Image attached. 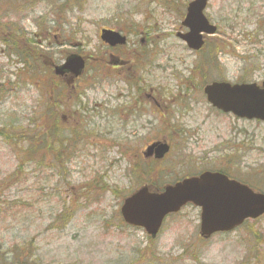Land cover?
I'll return each mask as SVG.
<instances>
[{"label":"rangeland","instance_id":"374dc122","mask_svg":"<svg viewBox=\"0 0 264 264\" xmlns=\"http://www.w3.org/2000/svg\"><path fill=\"white\" fill-rule=\"evenodd\" d=\"M190 1L0 0V123L12 112L27 123L34 110L60 103L68 127L88 132L66 178L31 163L20 176L0 138V264H264V216L204 238L201 211L189 204L152 239L121 214L145 183L156 191L204 170L223 169L264 192V123L224 114L203 93L213 80H264V0H210L205 12L218 30L197 52L176 35L186 31ZM102 28L127 34L128 46L108 49ZM32 50L38 58L15 53ZM75 52L87 59L85 72L56 77ZM133 56L131 69L113 65ZM154 141L172 147L160 163L144 155ZM65 209L68 223L58 217Z\"/></svg>","mask_w":264,"mask_h":264},{"label":"water","instance_id":"95a60500","mask_svg":"<svg viewBox=\"0 0 264 264\" xmlns=\"http://www.w3.org/2000/svg\"><path fill=\"white\" fill-rule=\"evenodd\" d=\"M207 2L208 0H194L189 3L183 23L190 31L177 34L190 48L196 50L204 44L201 32H216V27L210 25L203 14ZM101 39L111 46L126 43V37L112 29H102ZM84 68L85 60L82 56L71 54L63 64L55 67V73L64 75L68 72L78 77ZM204 92L208 101L224 112L264 121V81L261 86L256 82H213L205 86ZM169 149L167 143L154 142L147 147L144 155H154L160 159ZM191 201L202 207L201 234L204 237L217 231L230 230L246 218H257L264 214V193L254 192L221 173L212 172L167 185L162 192L152 191L145 185L125 198L121 214L126 223L143 227L155 238L165 217Z\"/></svg>","mask_w":264,"mask_h":264},{"label":"trees","instance_id":"16d2710c","mask_svg":"<svg viewBox=\"0 0 264 264\" xmlns=\"http://www.w3.org/2000/svg\"><path fill=\"white\" fill-rule=\"evenodd\" d=\"M1 23L2 21L0 20ZM9 38L3 36L2 40L3 42H7ZM8 45L12 46L11 41ZM15 53L19 54L21 58L39 57L38 53H35L33 50L26 53L22 51ZM57 85V82L52 80L51 88L48 92L50 97L55 95ZM62 108L63 105L60 103H56V105L47 103L39 107L38 111L34 110L32 116L27 119V123H25L26 120L20 119L19 113L17 112L7 114L5 121L0 123V138L15 153L18 161L16 168L18 170L17 174L20 173V176L27 164L31 163L36 169L41 165L45 168L55 167L57 168V172L65 177L64 174L67 172L68 165L77 156L78 145L83 142L88 132L84 130L83 126L80 129L68 127L67 122L64 120L65 115L63 114ZM69 116L74 117V114H69ZM81 119L82 117L78 116L77 120L81 121ZM138 170L141 171L140 165H138ZM145 171L146 168H144ZM6 202V200L0 201V205L3 203L6 204ZM7 208L9 209V206ZM0 211H2L1 208ZM72 216L73 212H67L66 209L58 214V217L66 223L71 220Z\"/></svg>","mask_w":264,"mask_h":264},{"label":"flooded vegetation","instance_id":"af4514ba","mask_svg":"<svg viewBox=\"0 0 264 264\" xmlns=\"http://www.w3.org/2000/svg\"><path fill=\"white\" fill-rule=\"evenodd\" d=\"M209 2H210V0H208V4H207V8H206V10L208 9V5H209ZM189 4V3H188ZM188 4H187V8H188ZM187 8H186V12H187ZM207 12V11H206ZM206 12H205V14H206ZM186 14V13H185ZM206 16L208 17V15L206 14ZM208 19L210 20V22L212 23V21H211V19L208 17ZM218 27V26H217ZM123 34H125V33H123ZM126 36H127V42H126V44L125 45H117V46H110V45H108V44H105L106 46H107V48L108 49H110V50H116V49H118V48H123V47H126V46H128V44H129V36L127 35V34H125ZM142 42H143V39H142ZM132 59H130V62L129 61H126V60H121V59H119V60H117V61H114V63H113V65H115V66H118V65H120V66H125V65H127V63H129V66H128V68H132V63L133 62H135L136 61V57L135 56H133V57H131ZM138 60V59H137ZM124 75H126L125 73L124 74H121V76L123 77ZM67 76H69L68 74L67 75H65V77H67ZM71 78H73L72 76H70ZM76 79V78H75ZM74 78H73V81L75 80ZM134 90H135V92L133 93L134 94V99H135V101H136V105H141L142 104V102H143V99H144V97H143V88H142V84H139V80H136V84H135V87H134ZM145 95H146V99L147 100H153L154 101V103L155 104H157V106L158 105H160L159 104V102H158V99H157V97L156 96H154L152 93H147V91H145ZM146 101V100H145ZM239 119V118H238ZM241 120V119H240ZM243 120H246V119H243ZM247 121H253V120H247ZM154 142H157V141H154ZM158 142H162V141H158ZM163 143H165V141L163 142ZM171 150H172V147H171V149H170V151L168 152V154L171 152ZM167 154V155H168ZM157 162H159L158 160H156ZM202 172H223V173H225V174H227V172L225 171V170H223V169H220V170H204V171H201V172H199L198 174H194V175H191V176H195V175H199L200 173H202ZM191 176H186V177H183V178H187V177H191ZM177 181V180H176Z\"/></svg>","mask_w":264,"mask_h":264}]
</instances>
